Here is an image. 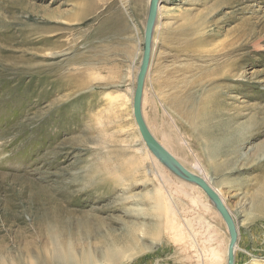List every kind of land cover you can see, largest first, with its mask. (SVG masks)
<instances>
[{"label": "rangeland", "instance_id": "1", "mask_svg": "<svg viewBox=\"0 0 264 264\" xmlns=\"http://www.w3.org/2000/svg\"><path fill=\"white\" fill-rule=\"evenodd\" d=\"M160 1L145 121L219 191L235 264H264V0ZM150 2L0 0V264H228L224 218L134 117Z\"/></svg>", "mask_w": 264, "mask_h": 264}, {"label": "water", "instance_id": "2", "mask_svg": "<svg viewBox=\"0 0 264 264\" xmlns=\"http://www.w3.org/2000/svg\"><path fill=\"white\" fill-rule=\"evenodd\" d=\"M161 4L160 0H151L149 15L146 23L145 30V47L143 58L140 66V70L137 77V84L135 88V94L133 99V110L134 117L138 124L140 133L145 140L148 148L159 158V160L167 166L173 173L176 175L194 182L199 185L210 197L211 202L218 209L219 213L224 218L227 223L229 232H230V243L228 248V264H235V250L237 246V239L239 232L237 231V225L235 219L229 210L228 206L225 204V201L218 193V191L212 186V184L201 175L191 172L185 166H183L179 160L155 138L152 134L147 122L145 121L143 110H142V99L143 91L145 86V79L149 69L150 56H151V45L152 38L155 29L157 14L159 5Z\"/></svg>", "mask_w": 264, "mask_h": 264}, {"label": "bare ground", "instance_id": "3", "mask_svg": "<svg viewBox=\"0 0 264 264\" xmlns=\"http://www.w3.org/2000/svg\"><path fill=\"white\" fill-rule=\"evenodd\" d=\"M259 28V24L257 23H255L252 27H251V29H250V31L248 32L249 34H252V35H254L255 33H257V32H260L262 29H264L263 27L262 28H260V29H256V28ZM254 30H255V32H254ZM249 36V35H248ZM153 134V133H152ZM156 138V137H155ZM157 139V138H156ZM145 141V140H144ZM146 143V142H145ZM147 145V144H146ZM148 147V146H147ZM150 150V149H149ZM150 152H152L151 150H150ZM153 153V152H152ZM154 154V153H153ZM155 155V154H154ZM156 156V155H155ZM154 156V157H155ZM157 157V156H156ZM155 157V159L157 160V158ZM154 160V159H153ZM158 160H159V158H158ZM160 161V160H159ZM161 162V161H160ZM180 162V161H179ZM162 163V162H161ZM181 163V162H180ZM182 164V163H181ZM183 165V164H182ZM184 166V165H183ZM192 172V171H191ZM194 173V172H193ZM205 178V177H204ZM207 179V178H206ZM197 185V184H196ZM199 186V185H198ZM200 187V186H199ZM202 190H203V188H201ZM217 190V189H216ZM204 191V190H203ZM218 191V190H217ZM206 193V192H205ZM218 193H219V191H218ZM207 194V193H206ZM220 194V193H219ZM208 198L210 199V197L208 196ZM171 199H170V197L168 198V201H167V207H168V209H169V213L170 214H174V213H172V211L174 210L173 209V206H171L170 204V201ZM210 201H211V199H210ZM215 206V205H214ZM174 225V224H173ZM171 229H173L174 230V232L175 233H173V235H175L176 236V238L177 239H183V238H185V236H186V232H185V229H184V227L182 226V225H180L179 223H177V221H176V224H175V226H173ZM237 231H238V229H237ZM229 243H230V241H229ZM228 248H229V245H228ZM228 252V251H227ZM218 251H216V249H214L213 250V252H212V257H218Z\"/></svg>", "mask_w": 264, "mask_h": 264}, {"label": "crops", "instance_id": "4", "mask_svg": "<svg viewBox=\"0 0 264 264\" xmlns=\"http://www.w3.org/2000/svg\"><path fill=\"white\" fill-rule=\"evenodd\" d=\"M191 171V170H190ZM193 172V171H192ZM212 186H214V185H212ZM215 188V187H214Z\"/></svg>", "mask_w": 264, "mask_h": 264}]
</instances>
